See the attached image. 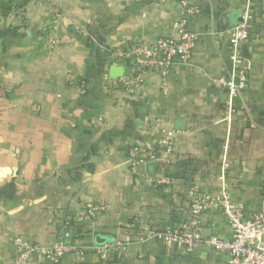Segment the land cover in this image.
Returning a JSON list of instances; mask_svg holds the SVG:
<instances>
[{"label": "crops", "instance_id": "1", "mask_svg": "<svg viewBox=\"0 0 264 264\" xmlns=\"http://www.w3.org/2000/svg\"><path fill=\"white\" fill-rule=\"evenodd\" d=\"M190 1L199 10L190 63L172 69L166 91L149 71L128 100L105 84V74L128 72L130 61L113 67V55L172 36L178 0H0V264H12L17 238L49 244L66 222L89 250L61 264H228L207 244L189 254L136 240L179 227L196 193L220 198L224 160L232 201L248 218L264 213V0ZM246 12L250 81L229 116L228 90L216 80L231 69L226 31ZM162 129L175 131L173 151L160 149L141 174L170 184L135 190L128 151L155 148ZM89 202L106 212L81 223ZM202 224L205 236H232L221 208ZM127 239V251L106 260L93 250Z\"/></svg>", "mask_w": 264, "mask_h": 264}, {"label": "built area", "instance_id": "2", "mask_svg": "<svg viewBox=\"0 0 264 264\" xmlns=\"http://www.w3.org/2000/svg\"><path fill=\"white\" fill-rule=\"evenodd\" d=\"M180 17L173 23V35L161 37L154 42L140 43L125 52L113 55L111 66L116 67L130 61L127 73L121 78H111L104 75L108 88L120 86L128 100H133L139 94L144 83L145 75L155 70L161 78L164 91L167 88V78L176 66L188 65L192 54L198 44V35L190 30V19L199 10L191 4L190 0H178ZM252 18L246 12L242 23L230 27L226 33L231 50V69L225 76L216 82L227 88L226 105L229 116L235 111L236 100L239 99L248 87L251 73V63L242 51L243 44L250 38V24ZM59 40H53L52 45L57 46ZM174 130L162 129L157 146L149 150H142L135 146L128 151V166L130 172L138 179L135 190L145 184L150 187L170 184L169 178L145 177L142 179L141 171L149 164L155 163L159 158V150L167 154L172 153L174 146ZM229 163L224 160L221 168L222 193L215 198L209 193H196L190 203L187 218L179 227H170L156 231H148L137 236L138 242L159 240L165 246L174 247L185 253H192L201 244H207L216 252L228 256V264H264V213L248 218L244 207L235 204L229 193L226 183V172ZM221 208L232 230L230 238H221L215 235L205 236L202 217L213 209ZM104 204L89 202L85 205L83 216L78 221L90 222L106 212ZM72 224L66 222L62 226L61 234L49 244L33 242L21 237L15 241L16 256L12 264H34L35 259H41L49 264H61L67 256H83L89 250L72 241ZM131 239L123 242L105 244L94 247V252L106 260L110 255L122 254L127 251Z\"/></svg>", "mask_w": 264, "mask_h": 264}, {"label": "trees", "instance_id": "3", "mask_svg": "<svg viewBox=\"0 0 264 264\" xmlns=\"http://www.w3.org/2000/svg\"><path fill=\"white\" fill-rule=\"evenodd\" d=\"M3 10H4L5 12H8L10 9H9L8 7H3Z\"/></svg>", "mask_w": 264, "mask_h": 264}, {"label": "water", "instance_id": "4", "mask_svg": "<svg viewBox=\"0 0 264 264\" xmlns=\"http://www.w3.org/2000/svg\"><path fill=\"white\" fill-rule=\"evenodd\" d=\"M240 23H242V18H241V20H240L236 25H238V24H240Z\"/></svg>", "mask_w": 264, "mask_h": 264}]
</instances>
